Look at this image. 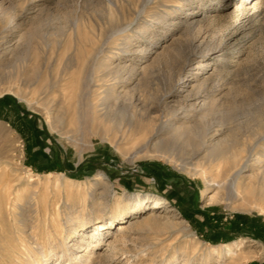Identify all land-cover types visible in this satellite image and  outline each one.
I'll list each match as a JSON object with an SVG mask.
<instances>
[{"label": "rangeland", "instance_id": "obj_1", "mask_svg": "<svg viewBox=\"0 0 264 264\" xmlns=\"http://www.w3.org/2000/svg\"><path fill=\"white\" fill-rule=\"evenodd\" d=\"M100 59L112 74L96 69ZM107 86L128 119L160 101L165 118L191 120L184 108L206 103L189 141L164 136L178 150L201 130L224 150L258 143L252 155L242 152L240 195L229 201L227 188L207 181L224 178L238 159L226 172L202 153L195 161L206 163L205 175L193 174L133 155L136 132L116 143L114 130L94 131L90 119L79 129L76 111L88 112ZM261 135L264 0H0V264H25L35 233L57 252L40 255V264H74L92 252L90 264H264ZM138 194L162 206L132 210ZM97 222L106 224L101 243ZM225 246L236 255L219 261Z\"/></svg>", "mask_w": 264, "mask_h": 264}, {"label": "bare ground", "instance_id": "obj_2", "mask_svg": "<svg viewBox=\"0 0 264 264\" xmlns=\"http://www.w3.org/2000/svg\"><path fill=\"white\" fill-rule=\"evenodd\" d=\"M252 1L253 0H249L250 3ZM109 65L110 63H108L105 59H100L97 62L96 69L97 70L105 69L106 71L108 70L104 75L107 76V73L112 74V70H109L110 68ZM95 79H96L95 76L91 77V80H95ZM114 90L115 88L107 86L106 88H104V90H102L103 92L100 96L98 97L95 96L89 99L88 101L89 107H87L89 109L88 112L87 111L82 112L79 110L76 111L75 114H76V120L79 124V126L77 125L79 129H82L85 126L87 119H90L93 127L92 129L94 131L95 130L98 131L99 129H101V132L103 134L111 135L110 130L112 131L114 130L115 134L112 141L116 143L117 141H119V138H117L118 134H120L121 136L124 134L123 136L125 137V134H127L128 131H133V133L136 132L140 135V138H138V141L134 146L133 151L131 152L133 155L136 156L141 152L151 153L148 154L150 157H158V158H163L167 161H171L175 163L178 168L193 174H198L201 172L205 175L204 172L207 170L206 163H204L203 160L195 161V159L197 157H200L202 153H206L208 158H210L211 162L219 160V162L224 163L226 172L231 170L229 168V163H234L238 159L237 160L238 162H235L236 164H234L235 168H233V170L230 171V173H227V175L224 178H222L221 180L211 179L207 181L210 182L209 184L216 185L218 188H227L229 191V197H228L229 201L232 198L236 197L237 195H240L241 190L238 180H239V176H241L240 173H241V168H243L242 166L245 163H247L244 161L242 152L245 151L247 155L249 156L252 155L253 151L257 148L258 143H250L248 146H246L245 149H243V151H234L233 149L224 150L222 148L223 146L220 143L214 142L215 138L213 135L209 136L210 134L209 130L204 133H201L203 131L201 130L200 133L198 132L199 134L196 132L198 136L197 141L189 142L188 144L186 143V146L178 150L176 149L175 145L170 146L169 145L170 143H167L164 136H166L167 134H171L177 137L186 136V138L189 141V138L192 137L191 133H193L194 130L193 121L196 117L195 113L199 111H204V109L207 107L206 103L203 104V107L201 106V109L198 110L196 109L195 111H193V109L195 108L189 110L184 108V111H186L185 113L193 115L191 120L181 119L179 116L165 118L164 115H162V113L166 109L162 106V103L160 101L157 102L155 106L153 105V107L146 108V110H144L143 112L138 109H133L130 115L131 117L130 119H128L127 113H124V116L123 115L119 116L117 109L120 106V97L119 94ZM6 93L13 94L12 92L9 91H7ZM110 102H112V104H110ZM77 104H78L77 105L78 108L80 109L81 106L79 100ZM155 112H159V113L153 115V113ZM170 113L171 112H169V115ZM169 115L167 114L165 116H169ZM137 116H141L142 119L140 120V122L135 123L134 119ZM103 122L109 123L110 126L106 127L104 125H101V123ZM263 137L264 135H261L259 139ZM227 142L228 141H226V143ZM239 156H240V160L238 158ZM255 160H259V157H255ZM208 165L211 164L208 163ZM218 168H220V165ZM10 186L11 187L8 192L9 194H12L13 192L12 189L15 187V184H11ZM35 196H36V192H33L31 194V199H33ZM137 196H138V200L137 202H134L135 205L132 210L146 209L148 207L149 202H151V204H154L153 208H159L162 206V201L157 198L151 200V197L149 195L141 196L138 194ZM28 203L30 204L31 200ZM26 208H23L22 213L18 214L17 216L22 228L29 226L28 225L29 223L27 222L28 215H26V211L28 208L27 209ZM68 221L72 222L73 217H69ZM122 223L123 222L119 224V230L121 234L120 240L123 244H126L129 241V237L125 236L124 231L126 230V227ZM81 225L84 224L82 223ZM70 227L72 228V232H75L77 230V227H74L72 225H70ZM104 228H106L105 223L103 222L96 223V227L94 228L95 231L94 233L96 234L95 236L96 242L99 241L101 243V240L103 239L102 230ZM27 242L28 244L24 245V247H26L27 250L26 251L27 256L23 259L22 258L20 259V262H23L25 264H40V260H39L40 255L43 256L45 261H48L49 254L54 255L57 253L55 252V248L53 244L47 246L48 244L46 243H38V236L36 233L29 236L27 238ZM102 247L103 246L100 244L98 248H102ZM225 247L228 248V251L224 253L222 251L219 252V261L223 260L226 255L227 256L229 255L230 257L236 255V252L234 251L233 248L229 246H225ZM86 251L88 252V249ZM84 255H79L77 262L80 260L81 261L80 264H90L91 261L90 259H92L95 256L94 252L90 253L87 257H85L86 255L85 256ZM100 257L102 258V256ZM77 262H75L74 264H77Z\"/></svg>", "mask_w": 264, "mask_h": 264}]
</instances>
